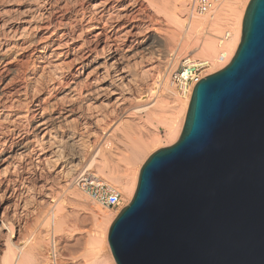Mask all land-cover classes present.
<instances>
[{
  "label": "bare ground",
  "instance_id": "bare-ground-1",
  "mask_svg": "<svg viewBox=\"0 0 264 264\" xmlns=\"http://www.w3.org/2000/svg\"><path fill=\"white\" fill-rule=\"evenodd\" d=\"M4 1L0 0V264H41V258L36 257L44 248L41 233L26 252L11 239L15 238V226H20L15 223L21 211L31 205H51L49 199L56 194L54 181L62 175L69 180L76 173L75 160L79 157L66 159L64 149L73 151L82 142L93 144L96 153L90 162L87 159L86 170L95 167L130 201L137 168L160 138L148 132L144 140L128 139L125 146L129 153L117 159L116 149L102 147L104 139L117 128L104 130L103 119L108 112L130 107L138 98L133 111L147 112L148 119L171 113L164 125L166 146L173 145L190 99L187 96L180 105L169 89L168 78L180 62L181 51L184 56L199 52L196 58L201 59V65H215L219 57L228 63L240 42L248 0H223L212 12L197 18L193 12L189 15L192 0H174L165 10L170 37L166 34L168 39L163 42L149 30L143 32L138 22L127 19L126 0ZM180 33L181 43L175 50V41L173 47L171 42ZM196 65L195 60L192 66ZM143 88L149 98L140 104ZM140 125L132 120L131 128L137 132ZM81 150H77L78 155ZM111 163L115 168L123 163V174H117ZM89 215L96 229L93 226L92 259L87 264H115L106 242L115 217L99 208H93ZM101 241L107 243L109 258L103 254ZM15 250L19 260L14 259Z\"/></svg>",
  "mask_w": 264,
  "mask_h": 264
},
{
  "label": "water",
  "instance_id": "water-1",
  "mask_svg": "<svg viewBox=\"0 0 264 264\" xmlns=\"http://www.w3.org/2000/svg\"><path fill=\"white\" fill-rule=\"evenodd\" d=\"M107 243L115 264H264V0H248L232 59L194 85Z\"/></svg>",
  "mask_w": 264,
  "mask_h": 264
},
{
  "label": "rangeland",
  "instance_id": "rangeland-1",
  "mask_svg": "<svg viewBox=\"0 0 264 264\" xmlns=\"http://www.w3.org/2000/svg\"><path fill=\"white\" fill-rule=\"evenodd\" d=\"M7 1H9V4H11L10 3L11 0H5L4 2L8 3ZM14 1L15 0H13V3H21L22 2V0H18L20 2H18V1L14 2ZM173 2H174V0H126L125 6L127 8V19L130 21H135L136 23L138 22L137 24L142 31L144 30L143 32H146L149 30L151 33H153L154 37L157 40H159V41L161 40V42H163L162 41L163 39L165 40L167 37H170L168 35V33H169L168 30L170 29L169 28L170 26H168L169 29L166 28V25L167 24L170 25V24L168 23V20H167L168 18H166L167 14H166L165 10L172 7ZM191 12L192 11L190 9L189 15L191 14ZM152 15H153V18H152ZM193 17L197 18L196 16H193ZM165 22H167V23H165ZM185 24H187V22ZM146 28H148V29H146ZM151 29H152V31H151ZM180 35H182V34L180 33L179 36L175 37V40H172V42H171V45H172L175 41L174 44L176 46H174V44L172 45V47L173 46H174V48L176 47L175 50H177L179 48L178 46L181 43V38H180L181 36ZM177 38H178L179 43L176 41ZM179 38H180V41H179ZM171 45L169 46V49L171 48L170 50L172 51V49H173V51H174V48H172ZM218 45H220L219 41L217 42V46ZM160 50H162V49H160ZM196 52L197 51H195V53L192 52L193 54L187 52L186 53L187 55L185 54V56H186V58H185V56L183 55L184 51H181V53H183V54H182V57L180 59V62L175 67V70L180 67L182 60H184V59L185 60L189 59L192 65H193V62L196 60L199 76L203 78L207 75L213 74V73L223 69L229 63V62L228 63L226 62V59H221L219 57V59L215 65L211 64V62H209L208 64L206 63L205 65L204 64L201 65L198 63V62H200L201 59L196 58V57H198L199 52L198 53H196ZM175 70H173L172 72H174ZM171 74L168 78V81L170 84L169 89H170L171 93L173 95H175L176 98H178L177 103H179L181 105V103H183L186 100V97H182L177 92L176 88L171 84V79H170ZM144 90H146V89L143 88V90L141 91L142 99L140 98L141 99L140 104L143 103V101L145 102L146 99L148 101V98H149V95H148L149 92L147 90H146L147 92L146 91L144 92ZM143 92H144V94H143ZM138 101H139L138 98L131 101L132 104H134V105H133V108H132V104L130 107L126 106L127 108L129 107L128 111H124L127 108L123 107L122 108L123 111L121 108H119V109H121V111L117 109V110H114L112 112H108L106 114L105 118L103 119V124H102L103 125L102 127L104 128V130H106L107 127H113V126H114V128H117V130L115 132H113L112 136L107 138V139H104V141L102 143V145H104V146H102L103 148L107 147L106 149H110V148L113 150L116 149L115 151L118 153V155H117V153H115V156L117 159H121L124 156H127V154L129 153L126 149V146H125V144H128L127 143L128 139L133 138L135 140H139L141 138L144 140L148 137L147 136L148 132H154V134L157 135L158 138H160L158 143H156L155 145H152L151 148L149 147V149L147 150L146 155L144 156L143 160L141 161V164L137 168L138 169L137 178H138V173L140 171V168L143 165V163L146 161V159L155 151H157L161 148L168 147V146H166L167 140L165 138V133H166L167 129H166V126L164 125V122L167 119H169V117L171 116V113L168 111L166 114H163V115L159 114V116L155 115L152 118L150 117L149 118L150 120H149L147 115H146L147 112L141 111V112L136 113L133 111V109L135 108L134 106ZM167 101H168L167 103L170 106L173 104V102L171 100H167ZM136 105H138V104H136ZM131 108H132V110H131ZM186 111H187V109H186ZM186 111L184 112L183 118L181 121L182 122L181 129L183 126ZM132 120L138 121L141 123L140 128L137 127V130H136L137 132H135L136 128L134 126H133L134 128H131L132 127ZM116 125L118 127H115ZM128 126H130V130H129ZM142 126H144V127H142ZM129 132L131 133V135L129 134ZM124 141H125V143H124ZM86 143L87 144L89 143L88 144L89 146ZM79 144H77L78 147L76 145L75 148L72 149L74 152L70 151L71 148H67V150L64 149L65 153L63 152L64 153L63 156H65L66 159L72 158V157H79L78 161L75 160V164L77 165L76 166L77 171H76V173L71 175L69 180H66L65 178H63V175H62L61 176L62 179H60V177H59L56 179V180H58L57 182L54 181V183H53L54 188H56L54 193H56L57 195L53 194L54 197L52 196L50 198L51 200L49 199V202L51 201L49 204H51V205H49V206L47 205L48 207L44 206L43 208H39L35 205H31L26 210L21 211L22 214L20 213V215L18 217L19 221L17 220V222L15 223V224L20 225V226H15V232H14L15 238L11 239V241L14 242L15 244H17V242H18V244L15 246L23 245V248L25 249L24 252L28 251L29 246L31 247L34 244L35 239L37 238V235H39L41 233L40 235L43 236V240L45 242V243H43L44 248L41 252H39V255L38 254L36 255V257L39 256L41 258V264H52V262L49 258L50 250L52 248L51 247L52 246V239H53V243L56 247L55 248L56 259H57L56 264H87L92 259V253L90 252V249H91L90 248V246H91L90 238L93 237V235L95 233V229H96V226H94L95 222L92 220L91 215H89L90 211L93 208H99L102 211H105L106 213L110 214L111 216L116 217L118 212L124 206L128 205V203L130 202V201H128L126 195L123 194L122 189L120 187H117V186L115 187L113 185H110V183H108L106 181V178L104 175H102V174L100 175V173L99 174L97 173L95 167H91L90 171H92L94 174H96L98 177H100L108 185L113 187L121 195L122 203L120 205V208L121 207L122 208L118 209V210H115V209L111 210V209L104 208V207L100 206L99 204L95 203L94 201H92L86 194L81 193L75 187V185L73 183L74 178L80 172L86 170V166L92 160V158L94 157V155L96 153L95 146H93V144H91L90 142H82ZM82 146H86V147L88 146V147L86 148V147H82ZM93 147L95 149H93ZM76 148H78V149H76ZM81 148H82V150H81ZM122 148H123V150H122ZM77 150H81L82 154L78 155ZM84 152H85V154H84ZM89 152H91V154ZM71 153H72V156H71ZM82 157H84L86 159V162H83V161H85V159L84 158L82 159ZM87 159H88V161L90 159V161L88 162ZM76 161H77V163H76ZM78 162H80V163H78ZM83 163L85 165H83ZM78 164L79 165L82 164V165L78 166ZM123 166H125V165L123 163H120V166H119L120 168H115V164H112V167L116 169L115 172H117V174H123L125 167H124L123 171L120 170V169H122ZM118 169L122 173H119V171H117ZM59 181H60V183H58ZM55 182L58 185H55ZM58 188H60V189H58ZM57 192L58 193L60 192V193L58 194ZM57 199H59V202ZM53 202H54V205H53ZM55 203H56V205H55ZM55 206H57V207L55 208ZM33 207L35 209H33ZM47 208H48V210H47ZM25 211H26V213H25ZM93 226L95 229L93 228ZM93 230H94V232H93ZM99 233H100L99 236H102V234H101L102 232H99ZM46 234H47V236H45ZM44 237H45V239H44ZM106 239H107V237H106ZM106 242H107V240H106ZM102 244L103 243L101 241L100 247L102 246ZM15 246H14V248L16 249ZM101 248H102L103 254L105 256L107 255V258H109L110 254H108L109 250H107L108 249L107 243L103 244V246ZM14 255H15L14 259L17 258L19 260L20 255H19V253H17V250H15ZM17 255H19V256H17ZM1 257H2V254L0 252V259H1ZM36 264H39V262H36Z\"/></svg>",
  "mask_w": 264,
  "mask_h": 264
},
{
  "label": "built area",
  "instance_id": "built-area-1",
  "mask_svg": "<svg viewBox=\"0 0 264 264\" xmlns=\"http://www.w3.org/2000/svg\"><path fill=\"white\" fill-rule=\"evenodd\" d=\"M223 0H192L191 11L196 17H203L213 11V9ZM228 37V35H226ZM221 59H224L221 57ZM230 62V61H229ZM190 67L192 69L190 70ZM202 77L199 76L198 67L192 66L188 60H182L178 69L171 74V84L176 88L182 97L191 96L194 85ZM75 187L86 194L92 201L107 209H121V195L110 185L90 170L80 172L73 180ZM49 258L52 264H56V251L52 239Z\"/></svg>",
  "mask_w": 264,
  "mask_h": 264
}]
</instances>
